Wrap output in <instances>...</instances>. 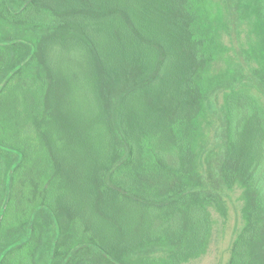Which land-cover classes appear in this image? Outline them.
Returning a JSON list of instances; mask_svg holds the SVG:
<instances>
[{"label": "rangeland", "instance_id": "rangeland-1", "mask_svg": "<svg viewBox=\"0 0 264 264\" xmlns=\"http://www.w3.org/2000/svg\"><path fill=\"white\" fill-rule=\"evenodd\" d=\"M209 1L229 22L222 40L230 52L201 73L210 87L195 113L183 91L192 40L183 44L182 35L200 37L195 24L207 8L203 0H0V264H175L196 205L160 201L165 188L150 185L179 163L184 117L199 124L195 172L212 230L205 253L178 264L231 263L246 227L247 192L262 212L251 261L264 264V147L235 153L226 113L231 90L249 92L264 107L257 61L264 65V0H240L249 12L236 0ZM130 23L145 37L156 35L157 44L147 37V47L129 41ZM151 83L148 92L132 95ZM124 128L137 132L135 164L117 172L119 187L109 186L101 175L113 179L131 156ZM171 181L181 183L175 175ZM100 185L117 196L102 194ZM184 188L181 193L193 194ZM66 199L94 216L95 227L87 232L78 224L92 240L60 257L67 223L52 208ZM128 240L138 245L115 255ZM100 244L115 246L113 255Z\"/></svg>", "mask_w": 264, "mask_h": 264}, {"label": "trees", "instance_id": "trees-1", "mask_svg": "<svg viewBox=\"0 0 264 264\" xmlns=\"http://www.w3.org/2000/svg\"><path fill=\"white\" fill-rule=\"evenodd\" d=\"M203 2L204 4H206L207 8L204 12L203 17H201L195 24V27L198 24L197 27L198 31L200 32V37L198 39H194L187 32L182 35L183 44L188 43L187 36L192 40L190 41L191 45H189L188 43L190 50L188 60H186L188 69L186 71V74H184L183 82H185V87H183V91L189 92L192 101L190 103V107L187 102L186 106L189 111L193 110L195 113H197L195 111L196 101L199 99H203L201 96L206 98L208 96L207 92L209 91L210 87V84H208V82L203 79L201 73L203 72V70H206L216 59H218L219 57L223 58L229 55L230 52L229 48L222 40V30L228 28L229 22L224 20V18H219L215 14V8H217V6L214 5L215 2H210L209 0H203ZM236 4L240 6V8L246 9L249 12L250 7L247 3L242 5V2L240 0H236ZM117 12L124 14L119 10ZM240 14L242 18H244L242 13ZM125 16L130 22V18L128 19L127 15ZM191 19L193 20L194 18L191 17ZM130 25H133V31L126 29L125 35L127 39L136 44L137 47H147L144 44V40L142 41V38L146 39V37L147 39L151 40V42L157 44L156 35L154 37H145L144 33L138 30V28H136L134 24L130 23ZM188 31L191 30L189 29ZM251 53L257 56L260 55V53H258V51L255 49H253ZM167 60L168 56L164 57L161 61L162 65H165ZM257 61L260 64V79L264 81V65L261 63L262 58L258 56ZM231 65L230 67L233 69V66ZM240 66L243 67L242 64L237 65V71L239 70ZM198 80L200 82H198ZM150 87H153V83L141 88L134 89L132 95L135 93H141L145 90L146 92H148ZM201 103L202 102L198 101V110L200 112L203 108ZM226 113L230 123L229 140L230 143H232L231 145L235 153H238L241 146H245L249 151L258 146L262 148L264 147V107H262L258 103V101L252 95H250L249 92L244 90H231L226 97ZM195 115L197 116L198 114ZM180 124H182L179 139L180 144L176 149V152H179L180 161L178 164L173 166L171 165L172 167L168 168L166 177L164 179L158 181L154 186L150 185V188H154L156 190L158 189L160 191L165 188L159 196L160 201L164 200L166 203L168 202L167 204L170 205L178 204L179 206L185 205L187 207L188 202L193 201V203L196 205V212L192 217L193 225L186 231L184 238L179 240V242L181 243L180 250L174 253L176 254V256H174V259L177 261L175 264H178L181 261H189L191 259L198 258L203 253H205L208 247L209 237L212 230L211 217L205 204L206 198L204 199V196L201 194V186L197 184L199 174L195 172V166H197L196 162H198L199 158L198 146L196 141V134L199 133V124L198 122L189 123L188 120L185 119V117L182 118ZM124 133L128 135V138L130 140L128 143H130L131 147V156L127 164L123 165V167L119 168L115 172V176L113 177V179L110 178V176L107 177L106 171L101 175L100 182L104 184L107 183L109 186L114 184L119 187L120 183L117 180V172L119 170H129V166H131V164H135L136 150L135 147L132 146L131 141H133V139L135 138V133L137 132L135 129L134 131H129L128 128H124ZM174 175L177 176V178L181 179V183L183 185H180L181 183H172L171 178L174 177ZM125 176L127 175L125 174ZM184 187L188 189H194L193 194L184 195L183 192L181 193V191L185 189ZM130 188L125 189L130 193ZM100 190L102 194H104V192H113L117 196V194L114 191H111V189L104 188V185H100ZM175 194H177L178 196L180 195L181 197L179 196L178 199L172 200L173 198H175ZM131 196H133V194H131ZM135 196H139L141 198L139 191ZM245 199L246 203L244 208V216L246 220V227L239 236L238 241L234 245L233 256L230 264H252L251 255L253 252L252 243L255 240L254 232L257 231L256 229L258 228V222L260 220L262 212L256 205L255 197L252 196L249 192L246 193ZM147 201L148 203H150L154 200L152 197L148 196ZM123 203H125L127 206L131 205L125 201H123ZM135 203L137 204L138 202ZM122 208L124 209V207ZM52 209L54 211V214L56 213L58 217H63L64 221H66L67 223L63 224L62 226V232L64 231L62 236L67 239L64 243H62V245L63 249H67V251L66 253L64 251L61 254V248H58V256H66L69 253V248H71L72 246H75L76 248L81 246L83 244L82 239H86V237H89L90 241L93 236H91V234L89 233L88 235L83 233L81 234L82 227L78 226V224H80L81 222L85 223L86 231L88 232V230L90 229L93 232V229L95 227L94 216L91 217L89 212L81 210L79 207H76L73 202L67 199L61 205H58L57 208ZM130 209L134 210L135 213V208ZM123 227L125 226L122 225V229ZM128 237L130 236H127L126 239ZM96 243L98 242H93V244ZM134 243L138 245L136 240L135 242H131L130 240H128L125 245L118 246L119 250H116L118 251V253H121V255L118 253L114 254L124 256L123 254L130 253V251L134 249ZM0 244H3V242H0ZM99 246L100 248H98L103 252H105V248L109 249V256H112L113 251H115V246H110L111 249L106 246H101V244ZM116 262L119 263L120 261L118 260Z\"/></svg>", "mask_w": 264, "mask_h": 264}]
</instances>
